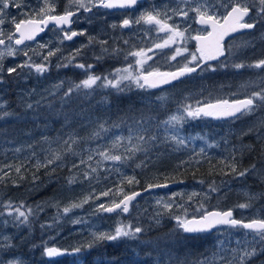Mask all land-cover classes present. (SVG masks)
I'll return each mask as SVG.
<instances>
[{
	"label": "trees",
	"instance_id": "trees-1",
	"mask_svg": "<svg viewBox=\"0 0 264 264\" xmlns=\"http://www.w3.org/2000/svg\"><path fill=\"white\" fill-rule=\"evenodd\" d=\"M250 33L249 43L240 48L237 59L231 60L229 55H226L229 65H248L264 59V20ZM224 60L225 57L217 62L216 71L204 70L197 79L187 80L180 86L183 91L168 101L146 97L142 91L127 89V85L121 86L123 90L118 91L112 87H99L98 84L93 89L74 92L70 99L64 97V89L56 95L40 100L38 108L27 109L21 101V93L17 91L20 82L13 78L17 76L14 73L3 75L5 81L0 86V102L11 115L0 118V233L8 229L12 230V234L0 245L9 244L14 247L0 252V257L11 259L20 255L28 264H196L198 260L216 251V232L185 234L183 229L178 227L175 213L186 214L189 218L201 216L211 209L237 210L234 203L237 195H234V191L217 199V192L211 189L215 186L219 191L223 182L238 180V176L231 172L228 165L235 163L238 172L251 168L253 164L257 166L264 160V143L261 138L253 132L244 135L245 133L232 130L233 125L239 124L236 122L238 119L232 118L227 121L235 122L225 125L226 129L230 130H221L220 133L216 131V134H219L218 141L225 145L224 153L217 148L214 154H201L203 158L184 160L181 157L175 158L171 151L169 160L165 156L168 153L166 146L172 142H160L156 139L152 142L155 144V166H152L150 161H143V157L137 153L134 155L132 152L120 150L119 145L113 148L112 141L116 134L128 135L137 127H142L137 122L143 117L152 118L143 127H149V133L157 137L158 133H152V129L160 127L163 120L177 109L175 106L182 105L184 99L231 101L246 98L249 94L264 89V69L219 67L220 62ZM61 77H64L68 88L70 84L81 81L85 75L75 71ZM85 92L90 94L85 95ZM258 109L264 111V107ZM4 110L0 109V113ZM65 116L68 123L65 122ZM101 123L109 131L95 137L94 133L99 130ZM114 125L116 127H113ZM185 127L195 130V124ZM208 128L214 130L213 126ZM69 137H72L75 143L69 140ZM226 137L224 142L221 138ZM66 140L68 143L64 142ZM20 144V149H13ZM87 147H93L97 154L106 151L112 155H120L125 161L123 173L115 167L107 171L103 183L94 181L91 184L93 192L106 188L110 194L113 187L120 183L126 190L125 193L129 194L149 185L183 181L176 187L183 188V203L168 208L161 205V211L155 215H160L158 222L148 221L147 216L140 212L137 218L144 231L138 234V239L122 237L115 241H96L92 238L83 243L81 252L76 255L48 258L43 255L45 245L56 243L59 249L70 252L74 248L68 244L69 238L62 239L65 231L57 224H50L51 221L46 218L48 212L42 211L40 204L67 184L68 180L61 181L65 175L77 177L75 168L85 156L83 148ZM161 155H164L162 157L165 162L162 166L158 162ZM56 156L60 158L53 163L40 165ZM232 157H235V160ZM145 158H148V155ZM51 167L53 168L50 169ZM17 168L19 171H16ZM49 178L51 182L48 185L24 193L28 186L41 184ZM84 182L89 181L85 179ZM189 187H195L194 191H189ZM18 192L21 193L16 195ZM149 194L151 192L139 198L132 208H136ZM22 203L25 204V209H32L27 223L20 224L23 218H16L14 225L8 226L5 220L8 214L6 209ZM148 208H152L151 205ZM130 216L129 213L123 214V220L128 222ZM89 244L93 245L91 249L86 247ZM249 261L255 262L257 259L251 258Z\"/></svg>",
	"mask_w": 264,
	"mask_h": 264
},
{
	"label": "rangeland",
	"instance_id": "rangeland-1",
	"mask_svg": "<svg viewBox=\"0 0 264 264\" xmlns=\"http://www.w3.org/2000/svg\"><path fill=\"white\" fill-rule=\"evenodd\" d=\"M68 0H19L21 7L17 8L14 6H10L4 10V23L0 25V29L3 31V35L0 36V39H5V44L0 45V52H4L3 58H0V68H2L4 71L0 72V86L2 83H4L5 79L3 75H7V69L9 67H16L17 71L13 72L15 76L16 81L20 82L19 88L17 89L18 92H20V98L23 102L24 106L27 103H35L37 101H40L42 99L48 98L52 95H56L59 92H61L66 88L65 82H64V74L59 75L58 77H61L58 79L57 75H55L52 72V65L54 64V61L52 60L54 57H57L59 54V50L61 49V43L60 41L55 40V36L51 35L48 38H45L40 41H35L32 43H28L27 45L23 47H18L17 45L12 44L13 47V55L7 54V47L10 43L7 40V36L12 34L14 31L15 25L12 23L13 20L16 22H19L22 19L29 18H38L41 14L46 15L50 14L52 9H55L57 5L63 4L66 5ZM232 0H207L208 5L210 6V13L211 8H215L216 12L220 9H222L228 2H231ZM242 1V0H237ZM72 2V1H71ZM82 3L85 5L88 4L89 0H81ZM198 0H188V3H182L181 0H157L155 3V8L148 9L149 12H151L153 15H156V13H160L163 16V20L165 22L168 21L166 19V15L169 14V22L172 27L176 28L177 31L184 33V38L188 36V32L182 27V19L183 16L175 15L174 12L178 11L179 9H188L189 7H195ZM254 5H256V0H252ZM192 11H189V15ZM26 14V15H25ZM145 14L141 13V11L137 15V20L140 19V17ZM188 15V18L191 19ZM159 17V16H158ZM160 18V17H159ZM174 21V22H172ZM144 22L143 20H140V23ZM139 23V28H141V24ZM147 24V23H145ZM150 25V24H147ZM152 25V24H151ZM93 30H97L99 25L97 26H89ZM84 32V31H83ZM86 32L88 30L86 29ZM99 43V42H98ZM53 51L55 54L52 56H48L49 51ZM27 53V56L24 55V53ZM47 56V60H44V57ZM29 58L31 59V63L33 64H41L44 63L48 66V71L44 72L43 74L37 73L34 69L30 70L29 68H19L18 65L24 64L29 61ZM162 60H168V56H165L162 58ZM81 64V63H76ZM73 64L74 67H76ZM70 64L69 66H71ZM80 70L78 73H82L85 75L82 80L86 79V73L84 70L76 67ZM128 68V67H126ZM125 69V68H124ZM129 71L132 73V75H136V72H138L136 66L129 68ZM91 74H93L91 72ZM52 75V76H51ZM95 75V74H93ZM51 77V78H50ZM54 77V78H53ZM111 79V78H109ZM81 80V81H82ZM63 81V87L56 91L55 85L59 84V82ZM81 81H78L77 83H80ZM99 84V82H98ZM130 81H122L120 84V87L123 85H130ZM95 87V86H94ZM183 91L182 87L179 88H170L167 89L161 93H153L151 91L143 92L146 97H153L156 99H159L160 97H163L164 99L168 101V99H172L174 97H177V94L179 92ZM50 92H54V94H50ZM197 101H200L198 99L188 101L183 100L181 102L182 105H176L175 107L177 109L174 110V112L171 115L178 114V110L185 104H193L195 105ZM261 108V107H259ZM167 119V118H166ZM165 119V120H166ZM213 118H202L197 120H188L184 122L182 128H180L179 135L185 139L184 145H178L175 141L171 140L170 137L174 134V130L172 128H169L165 124H161L160 127L157 129H152V133L157 132V140L160 142H169L172 143L169 146H166V149L168 153L165 155L169 160L171 159L170 153L175 154V158H183L184 160H188L191 158L198 157L203 158L202 155H210L214 154V150L217 148H220L222 150V153H224L225 145H221V142H219V134H216V131L220 133L221 130L228 131L230 129L220 128L219 126L214 127V130L211 128H208V126H212V122L210 121ZM201 120V121H199ZM164 121V120H163ZM264 121V111H260L258 108L257 110L249 115L243 116L240 119H238L236 122L239 124L233 125L232 130L242 133H247V130L249 128H259L261 131H264V128L261 127L260 122ZM235 122V121H234ZM188 124H195V130L193 128H186L185 126ZM232 124V123H231ZM147 127V126H145ZM199 127V128H198ZM149 130V127H147ZM141 127H137L136 129L132 130L130 134L124 135V134H116L114 135V138L118 136L128 137L131 135L133 137L132 144H128L127 140L119 145L120 150L124 151L125 147L129 149H134V147L137 144V141L135 137L140 132ZM256 134L255 132H253ZM249 134V133H248ZM153 135V134H152ZM246 135V134H244ZM243 135V136H244ZM155 136V134H154ZM226 142V138H221ZM23 145L25 143H22ZM17 145L13 147V149H20V146ZM153 145L152 142L148 144H144L141 142L139 144V147L141 149H147L146 151L140 150L138 151H132V153L135 155H141L143 157V161H150L152 162V166L156 165L155 161V153L153 152V149L155 147V144L151 147L152 150H150V146ZM174 145V146H173ZM262 145V144H261ZM264 147V144H263ZM201 149H203V152H201ZM85 151V156L81 158V160H84L85 163H79V166L75 168V174L77 175L76 178L70 177L68 175H65V178L63 180H68L67 184L61 186L60 189L50 198L44 200L41 202L40 207L42 211H47L46 218L51 221L50 224H57L60 229L65 231V234L63 235V238H69L68 244H71L72 249L76 247L82 248L83 243L86 241L92 240L94 238V233H107L111 234L114 232V229L116 227L122 226V225H131L132 229L139 226L141 227L142 223L139 221L138 215L140 212H142L145 216H147V220L150 222H156L158 221V218L160 215H156L157 212L161 211V205L169 204L170 206L175 205L179 206L181 203H183V188H173L171 191L166 192H154L149 194L142 203H139L136 208H131L129 214L130 220L128 222H125L123 220V214L124 212H119L116 215H108L105 213V211L98 208L99 205L103 204L105 207L113 205V202H118V199H122L127 193H125V189L120 185V183H117L110 194L108 195H102L104 192H108V189L103 188L98 191H92L91 190V184L95 181L97 183H103L104 179L107 177L106 172L111 170L112 168H116L119 172L123 173V167L125 165V161L122 159L121 161H111V160H104L103 157L94 150L93 147H87L83 148ZM172 151V152H171ZM109 154V153H108ZM202 154V155H201ZM89 155L92 156V159H89ZM112 155V154H109ZM148 155V158H145ZM151 155V157H150ZM216 155V154H215ZM164 155H161L159 157L158 162L161 163L160 166H162L165 162ZM145 158V159H144ZM180 158V159H181ZM168 160V162H169ZM177 160V159H176ZM155 161V162H154ZM175 161V160H174ZM40 164V163H39ZM48 162H42L40 165H47ZM171 164V162L169 163ZM168 164V165H169ZM51 167L50 169H52ZM95 169L93 172L92 169ZM257 172L255 175L249 174L245 177H238V180L235 182V180H228L226 182H223L220 187L221 189L217 192V199L221 197L222 195H225L228 192H233L234 195H237V199L235 198L234 203L235 207L237 209V212L239 216H241L244 219L252 220L256 218H264V160L261 161L257 166ZM87 173L88 178L85 177V174ZM85 179H88L89 182H84ZM69 180H72V183H69ZM51 182V178H49L46 182H43L41 184L28 186L25 188L24 193L33 192V189L39 190L41 187L48 185ZM30 189V190H29ZM195 187H189L188 190L193 192ZM208 192V191H205ZM21 192L16 193V195L20 194ZM189 195V194H187ZM239 198H242L239 200ZM87 199V202L84 203ZM160 201V203H158ZM15 203V202H14ZM185 203V202H184ZM79 204L81 206L79 207H72V205ZM187 204V203H186ZM241 204H247L248 207L241 208L239 205ZM152 208H148V207ZM147 206V207H145ZM65 207H69L71 210L67 213H63V209ZM16 209H19V211H22L25 213V216L28 219L29 213H32V209L29 212V210L25 209V204H20L16 207H9L6 209L7 216L5 217L6 223L8 226L12 227L14 223L16 222V216L17 212ZM61 209V210H60ZM60 210V211H59ZM59 211V212H57ZM150 213V215H149ZM176 217H179L180 219H187L186 214L181 213H175ZM23 218L24 217H20ZM56 220V221H55ZM55 221V222H54ZM74 221H80V223H75ZM248 230L246 229H240V228H220L216 235L218 237L217 240V248L216 251L212 252L206 257L214 258L215 264H228L230 260H232L233 255H239V247L237 244V241L243 245V243L246 240H250L251 237L247 235ZM12 234V230H2L0 233V243L3 240H6L10 238ZM13 238V237H12ZM47 247H56L58 248V245L52 244ZM233 250H236L235 253ZM64 251V249L62 250ZM70 252V250H68ZM15 257H19L22 259L23 264H28L24 261V259L17 255ZM252 258H257V264H263L261 260V256H255ZM204 259V258H203ZM235 264V262H233Z\"/></svg>",
	"mask_w": 264,
	"mask_h": 264
},
{
	"label": "snow or ice",
	"instance_id": "snow-or-ice-1",
	"mask_svg": "<svg viewBox=\"0 0 264 264\" xmlns=\"http://www.w3.org/2000/svg\"><path fill=\"white\" fill-rule=\"evenodd\" d=\"M73 3H78L80 8H85V4L81 2V0H72ZM138 0H98V5L102 6L104 8L112 9V8H130L137 4ZM182 3L187 4L188 0H181ZM14 7H21V4L19 0H0V25L4 23V10L7 9L9 6ZM97 6V5H93ZM257 11H256V18H251L253 22H248L245 20V17H249L250 11L252 9L248 6L247 3H244L243 6H241V3H235L234 0H232L231 6L227 8L226 12L223 14L222 21L221 19L217 18V12L215 8H211V14L210 12V6L207 3V0H198L195 7H189L188 9H179L178 11H175V15L188 17L189 11L196 13L197 22L200 25H206L211 28V31L208 32L206 36H196L194 39L200 41V47L198 48V53H191L190 60L188 63L183 64L178 71L175 72H159V71H152L151 66L149 70H147V74H144V71H141L140 73L136 75H132V73L129 71V68L132 66L129 65L128 68H125L123 70L117 69L114 73H111L112 79H109L108 76H98L91 74L92 65H88L87 67L84 64H76L75 66L84 70L86 73V79L82 80L80 83H73L68 86V88L64 91V97L65 98H71L72 94L74 92L79 93L82 90H89L93 89L94 86L98 85L99 87H112L116 88L118 91H122L119 86L122 81H130L131 83H134L139 88H145L146 86L148 88H156L162 84H169L174 80L180 79V77L185 76L187 74L196 72L197 69H200L201 71L208 70V71H216L217 66L208 65L207 69L203 67L204 64L207 63V61L210 60H217L219 57H225L224 61H221L218 65L221 68H228L232 67L234 69H242L245 67H254L258 69H264V59H260L252 64H244V63H235L229 65L227 63V57L225 54V49L221 45V41L223 37L229 33H234L242 29H253L256 27V23H258L260 20H264V0H256L255 5ZM86 10H91L90 8H87ZM54 11V9H52ZM26 15V14H25ZM75 15L74 11L66 10L63 15H40V19H34V18H28L23 19L19 22H16L15 20L12 21L14 23V33L7 36V40L9 42H12L8 45L6 51L8 55H13V47L14 45H21L25 42V40H31L34 38L36 32L42 31L43 28H41V25L46 26L49 21H52L55 23V25L63 26V25H69L71 23V17ZM160 14L156 13V15H153L151 12H148L140 17V19L136 20L135 23H140V20H143L147 24H154L158 26V31L161 32H167L170 35L167 39L163 41V43H158L155 45L156 48H164L168 47L170 44H174L177 42V38L183 39L184 33L179 32L176 30V28L168 25L165 21L158 18ZM171 17H168L166 15V19H170ZM133 21L129 19H124L122 23L120 24V27H129ZM112 27H116V25H112ZM18 34V35H17ZM83 32H76L71 31L69 34L68 31L63 32V39L66 40H72L77 35H83ZM3 35L2 29H0V36ZM90 41L92 38H89ZM106 43V42H101ZM126 43V42H125ZM5 44V39H0V45ZM152 49H149L151 51ZM103 51L106 53L108 52V49L105 48ZM175 55L171 57L172 60L176 59V56L182 55V50L180 48L174 49ZM183 51H187L185 48ZM80 50L78 49L76 53L73 54L72 57L66 58V62L63 64H58L57 67H68L70 64L73 63V60L75 59L76 55H79ZM112 52L118 53V49H112ZM55 53L53 51L48 52V56H52ZM25 56H27V53H24ZM129 55H133L136 57H144L145 53L143 51L140 52H134L129 53ZM4 52H0V58H3ZM151 57H148L150 59ZM99 59V58H97ZM44 60H47V56L44 57ZM144 59H138L136 61V64L139 65L141 68L144 64ZM19 68H29L30 70L34 69L37 73L43 74L44 72L48 71V66L44 63L41 64H33L31 63V59L29 58V61L18 65ZM4 70L0 68V72H3ZM16 67H9L7 69V73L11 74L13 72H16ZM2 82V80H0ZM64 82L61 81L59 84L55 85L56 91H59L63 87ZM50 94H54V92H50ZM85 95H89V92H85ZM159 99H164L163 97H160ZM40 106V102L37 101L35 104L27 103L25 107L27 109H34L38 108ZM258 107H264V89H261L260 91H255L251 94H249L246 98L243 99H235V100H228V99H216L215 102H212L211 100H204V101H197L195 105L193 104H185L183 105L179 110L178 114L170 115L166 120H164L162 123L167 125L169 128H172L174 130V134L170 137L171 140L175 141L178 145H184L185 139L179 135L180 128H182L184 122L188 120H197L202 118H213V119H224V118H234V119H240L243 116L249 115L254 113ZM0 109H5L2 113H0V118L6 117L11 115L6 108L5 105L0 102ZM152 118L151 117H143L141 121H138L137 123L140 124L141 130L135 137L137 144L134 147V149H129L125 147V151L132 152V151H140L147 149H141L139 147V144L143 142L144 144H148L150 142H154L157 137L149 133V130L147 127H143L144 124H147ZM65 122L68 123V118L65 116ZM261 127L264 128V121L260 122ZM113 127H116L115 125ZM109 131L108 128L105 127L103 123L99 125V130L94 133L95 137H100L101 134H106ZM255 132L258 137L261 138V142L264 143V131H261L259 128H249L247 130V133ZM125 139L127 140L128 144H132L133 137L129 135L128 137L118 136L112 141V147L116 148L118 145H121ZM69 140H72L73 143H75V140H73L72 137H69ZM65 143H68V141H64ZM246 148L249 146H245ZM201 152H203V149H201ZM104 160H111V161H121L122 157L120 155H109L106 151L99 153ZM59 156L54 157L53 159L49 160L48 163H53L54 160L59 159ZM89 159H92V156L89 155ZM233 160H235V157H232ZM81 163H85L84 160H81ZM76 165H73L75 167ZM230 167L231 172L235 173L238 177H245L249 174L255 175L257 172L256 165L253 164L251 168L244 169L242 171L236 170L235 163H232L228 165ZM16 171H19V168L16 169ZM92 171L94 172L95 169L93 168ZM85 177L88 178L87 173L85 174ZM72 180H69V183H72ZM131 183V181H129ZM167 185H155V187H166ZM154 187L153 185H149L148 188ZM212 191H217V188L215 186L212 187ZM108 192L102 193V195H108ZM139 193H133L131 195H125L122 200L119 203L113 202V205L110 207H105L103 204L99 205L98 208L105 211V212H114L117 209H120L122 212L126 213L129 211V203L135 199L136 196H138ZM84 203L87 202V199L83 201ZM160 203V201H158ZM81 205L76 204L72 205V207H79ZM247 204H241L239 207L245 208L248 207ZM165 208L170 207L169 204H164ZM39 208V206H38ZM71 209L69 207H65L63 209V213L67 214ZM31 210L29 209V212ZM17 216L16 218L19 219L20 217H24L23 220H20V224H26L27 223V217L25 216V213L22 211H19V209H16ZM233 214L232 211H226V212H209L207 214H204L201 216L200 219H180L177 217L178 221V227L183 229L185 233H202V232H209L213 228H215L217 225H229L233 228H240V229H246L248 230L247 235L251 237L250 240H246L243 245L239 241H237L238 247H239V255H233L232 260L228 262V264H247V262L255 256L264 254V218H256L252 219L248 222H245L244 220H237L232 218ZM75 223H80V221H74ZM158 222V221H157ZM144 229L137 226L134 229H132L131 225H122L119 227H116L114 229V232L111 234L107 233H99V234H93L94 239L96 241H115L122 237H127L131 239H138L140 234ZM14 247L13 245L4 244L0 245V252H3L5 249ZM35 247V246H34ZM88 249H91L93 247L92 244H89L86 246ZM234 253L236 250H233ZM81 252L80 247L74 248L71 252L68 250L62 251L59 248L56 247H47L45 245L43 255L48 258H53L57 256L62 255H76ZM0 264H23V261L19 257H13L11 259H4L0 257ZM196 264H215L214 258L205 257L204 259H200L196 262Z\"/></svg>",
	"mask_w": 264,
	"mask_h": 264
},
{
	"label": "flooded vegetation",
	"instance_id": "flooded-vegetation-1",
	"mask_svg": "<svg viewBox=\"0 0 264 264\" xmlns=\"http://www.w3.org/2000/svg\"><path fill=\"white\" fill-rule=\"evenodd\" d=\"M71 1L72 0H68L66 5H57L54 11L50 13L51 15H63L66 10L74 11L75 15L71 17L70 26H52L38 39V41H40L48 38L51 35H54L55 40L60 41L61 49L59 50L57 57L52 59L54 64L51 67L52 72L57 76L69 74L75 71L80 72L79 69L73 66V64L76 63L84 64L86 67L88 65H92L93 67L91 72L93 74L101 77L108 76V78L111 79V73H114L117 69L123 70L124 68L129 67V65L132 67L136 66L138 70L136 74L140 73L141 71H144V74H147V70H149L150 66L152 71L171 72L178 70L183 64L188 63L191 58V53H197V55H199L197 51L199 48L198 40L194 39V37L206 36L208 32L211 31L209 26L200 25L197 22L196 13L191 12L189 17L192 18L189 19L188 17H184L181 23L182 27L189 33L188 36L184 39L177 38V42L170 44L168 47L156 48L155 45L158 43H163V41L167 39L170 34L167 32L158 31V26L154 24L147 25L145 22H141L140 24L142 26L139 28V23H135V21L137 20V15L140 11L141 13L145 12L146 14L149 12L148 9L155 8V3L157 0H140L137 2L136 6L131 8L112 9L99 6L98 0H89L88 4L85 5V8H80L78 3H73ZM234 2L241 3V6H243L244 3L248 4L252 11H250L249 17H245V20L248 22H253L250 17L256 18L257 9L252 0H234ZM231 3L232 1L228 2L226 6L218 11V19H221L222 21L223 14L226 12L227 8L231 6ZM87 8H90L91 10H86ZM209 14L211 13L209 12ZM163 16L164 15L160 14V18H158L163 20ZM167 16L169 17V14H167ZM38 18H40V16ZM124 19H129L133 21V23L129 27H120V24ZM261 21L262 20L256 23V26ZM167 22H169V19ZM114 24L116 27H112ZM97 25H99L97 30H93L89 27ZM86 29L88 32H86ZM253 29H247L238 32L223 42L225 54L229 55L231 60L237 59L239 57V52L241 51L240 48L245 43H249V37L251 34L250 32L253 31ZM64 31H68L69 34L71 31H76L78 33L84 31V34L77 35L72 40H66L63 39ZM12 33H14V31ZM89 38H92L91 41ZM105 48L108 49V52L106 53L103 51ZM114 48L118 49L119 52L114 54L112 52V49ZM176 48H180L182 50V55H178L176 56L175 60H172L171 57L175 55L174 49ZM185 48L187 51H183ZM78 49L80 50L79 55L75 56L71 66L57 67L58 64L65 63L66 58L72 57ZM149 49L152 50L149 51ZM140 51L145 53L144 57L129 55V53ZM165 56H168V60L166 61L162 60V58ZM148 57L151 58L148 59ZM223 58L224 57L217 60L207 61L203 67L207 68L209 64L217 66V62ZM138 59H144L145 61L142 68L136 64ZM201 72L202 71L200 69H197L196 72H193L174 84L165 87L148 88L146 86L145 88H139L134 83H131L128 85L129 87H127V89H136L142 92L151 91L158 94L170 88H179L187 80L197 79L200 77ZM230 119L232 118L211 121L212 126L217 127L219 125L220 128H224L225 125H230L231 122H234L227 121ZM221 123L223 124L221 125ZM234 213L237 218H240L244 221L246 220L239 216L237 210H234ZM260 256L262 263L264 264V254H261ZM247 264H257V261H248Z\"/></svg>",
	"mask_w": 264,
	"mask_h": 264
},
{
	"label": "water",
	"instance_id": "water-1",
	"mask_svg": "<svg viewBox=\"0 0 264 264\" xmlns=\"http://www.w3.org/2000/svg\"><path fill=\"white\" fill-rule=\"evenodd\" d=\"M138 1H140V0H138ZM136 5H137V4H136ZM136 5H135V6H136ZM133 7H134V6H133ZM130 8H131V7H130ZM52 26L63 27V26H70V24H69V25L59 26V25H55L54 22L49 21L48 24H47L46 26H44V25H41V26H40L41 28H43V30H42V31H38V32H36V34H35V36H34L33 39H31V40H25V42H24L23 44L18 45V46H22V45H24V44L27 43V42H31V41H35V40H37V39H38L43 33H45V32L48 30L49 27H52ZM244 30H247V29H242V30H239V31H237V32L229 33V34L225 35V36L223 37L222 41H221V45L223 46V42H224L227 38L233 36L234 34H236V33H238V32L244 31ZM17 35H18V34H17ZM198 44H199V47H200V41H198ZM222 57H223V56H222ZM219 58H221V57H219ZM175 71H178V70H175ZM175 71H173V72H175ZM188 75H189V74H187V75H185V76H182V77H180V79H178V80H181V79L185 78V77L188 76ZM178 80H174V81H172V82L169 83V84H162V85H160V86H158V87L169 86V85L173 84L174 82H176V81H178ZM242 99H243V98H242ZM224 119H227V118H224ZM182 183H183V181H172V182H168V183L155 184V185H167V186H166V187H155V185H153L154 187H152V188H148V187H146V188H144V189H139V190H136V191H133V192L129 193L128 195H131V194H133V193H139V195L136 196L135 199L132 200V201L129 203V211H130V209H131L132 204L135 203V202H136L139 198H141L142 196H144V195H146V194H148V193H150V192H155V191H167V190L173 189V188H175V187L181 185ZM121 200H122V199H121ZM121 200H120V201H121ZM120 201H118L117 203H119ZM111 206H112V205H111ZM108 207H110V206H108ZM229 210L232 211V214H233V217H232V218L237 219V220H240V219H238V218L235 217V215H234V211H233L232 209H228V210H225V211H223V210H219V209H211V210L205 212L204 214H207V213H209V212H226V211H229ZM119 211H120V209H117V210L114 211V212H110V213H109V212H105V213H106V214H109V215H114V214H117ZM129 211H128V212H129ZM128 212H126L125 214H128ZM204 214H203V215H204ZM201 216H202V215H201ZM201 216L190 217V218H188V219H189V220H190V219H200ZM248 221H250V220H248ZM248 221H245V222H248ZM224 226H228V227H230L229 225H217V226H216L215 228H213L211 231H209V232H202V233H211V232L216 231V230L219 229L220 227H224ZM184 233H185V232H184ZM186 234L194 235V234H200V233H186Z\"/></svg>",
	"mask_w": 264,
	"mask_h": 264
}]
</instances>
